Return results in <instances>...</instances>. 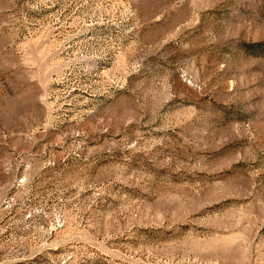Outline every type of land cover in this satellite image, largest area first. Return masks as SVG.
<instances>
[{
  "label": "rangeland",
  "instance_id": "374dc122",
  "mask_svg": "<svg viewBox=\"0 0 264 264\" xmlns=\"http://www.w3.org/2000/svg\"><path fill=\"white\" fill-rule=\"evenodd\" d=\"M0 264H264V0H0Z\"/></svg>",
  "mask_w": 264,
  "mask_h": 264
}]
</instances>
